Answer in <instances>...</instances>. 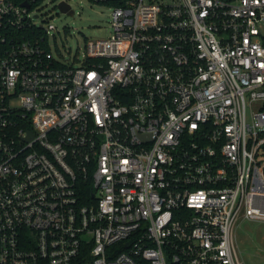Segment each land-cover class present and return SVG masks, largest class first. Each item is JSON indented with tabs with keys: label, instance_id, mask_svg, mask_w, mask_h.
I'll use <instances>...</instances> for the list:
<instances>
[{
	"label": "built area",
	"instance_id": "built-area-1",
	"mask_svg": "<svg viewBox=\"0 0 264 264\" xmlns=\"http://www.w3.org/2000/svg\"><path fill=\"white\" fill-rule=\"evenodd\" d=\"M0 0V264H243L264 224V0ZM52 39L56 54L52 50Z\"/></svg>",
	"mask_w": 264,
	"mask_h": 264
},
{
	"label": "rangeland",
	"instance_id": "rangeland-1",
	"mask_svg": "<svg viewBox=\"0 0 264 264\" xmlns=\"http://www.w3.org/2000/svg\"><path fill=\"white\" fill-rule=\"evenodd\" d=\"M74 15L58 12L57 7L48 4L53 14L52 23L57 47L69 63L78 64L86 51L87 41L109 38L112 33V9L110 6L90 3L88 0H73ZM52 50L56 45L52 39ZM237 245L243 264H264V224L245 221L237 230Z\"/></svg>",
	"mask_w": 264,
	"mask_h": 264
},
{
	"label": "water",
	"instance_id": "water-1",
	"mask_svg": "<svg viewBox=\"0 0 264 264\" xmlns=\"http://www.w3.org/2000/svg\"><path fill=\"white\" fill-rule=\"evenodd\" d=\"M60 9L63 11V12H68L69 15H73V11L71 10V8L69 7V5L63 3L61 4L60 6Z\"/></svg>",
	"mask_w": 264,
	"mask_h": 264
}]
</instances>
